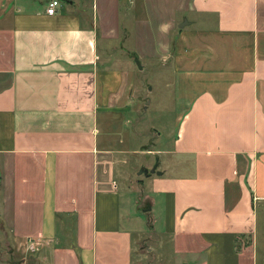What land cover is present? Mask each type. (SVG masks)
<instances>
[{"label": "crops", "instance_id": "crops-1", "mask_svg": "<svg viewBox=\"0 0 264 264\" xmlns=\"http://www.w3.org/2000/svg\"><path fill=\"white\" fill-rule=\"evenodd\" d=\"M52 1L0 0V264H136L145 202L167 263L260 264L264 0ZM136 59L172 71L183 112L141 194L101 120L128 111Z\"/></svg>", "mask_w": 264, "mask_h": 264}, {"label": "rangeland", "instance_id": "rangeland-1", "mask_svg": "<svg viewBox=\"0 0 264 264\" xmlns=\"http://www.w3.org/2000/svg\"><path fill=\"white\" fill-rule=\"evenodd\" d=\"M117 45L125 50L129 48L127 42H122L123 46ZM119 50L122 51V48ZM124 59L127 60L126 55ZM132 64L134 82L126 87L127 93H130L128 94V111L114 112L101 120H103L102 134L107 137L105 145L116 154L120 163L117 170L124 175L122 178L125 179L124 182L128 184V188L139 193V181L147 180L148 177L140 175V172L144 169L151 171L156 168L157 171H164L169 168L168 165L162 167V164H159V158L161 163L166 158L157 151H162L173 143L178 135L183 112L177 107L175 78L170 69L163 72L149 67L140 70L136 62ZM130 79L132 80L131 74ZM151 151L154 152L150 153ZM173 172L178 175H188L190 168L181 165ZM148 207L149 204L145 202L140 203L139 210L136 205L132 209L134 216L140 217L138 221L140 228L142 226L141 229L145 233L150 232L149 235L143 236L140 242L136 264H170L167 263L170 258L167 253L173 248L167 245L168 240L156 235L161 231L160 222H157L161 214L158 211L153 212L152 215L144 212V209ZM259 238V262L264 264V223L259 230ZM242 244L247 247L255 243L247 239ZM11 250L12 248L3 247V244H0L1 262L7 263L13 260L12 254H7Z\"/></svg>", "mask_w": 264, "mask_h": 264}, {"label": "built area", "instance_id": "built-area-1", "mask_svg": "<svg viewBox=\"0 0 264 264\" xmlns=\"http://www.w3.org/2000/svg\"><path fill=\"white\" fill-rule=\"evenodd\" d=\"M60 6V2L58 0H53L50 4H49V8L47 10V13L49 15H54L57 12V8Z\"/></svg>", "mask_w": 264, "mask_h": 264}, {"label": "water", "instance_id": "water-1", "mask_svg": "<svg viewBox=\"0 0 264 264\" xmlns=\"http://www.w3.org/2000/svg\"><path fill=\"white\" fill-rule=\"evenodd\" d=\"M136 62L138 64L139 68L142 69V66H141V64H140L138 59H136ZM149 174H157L159 176L162 175L161 172H157L156 171V168L152 169L151 171L144 169L142 172H140V175H147L148 176Z\"/></svg>", "mask_w": 264, "mask_h": 264}]
</instances>
